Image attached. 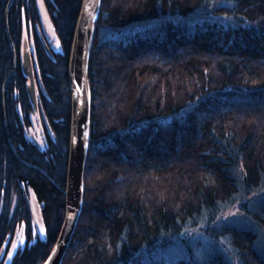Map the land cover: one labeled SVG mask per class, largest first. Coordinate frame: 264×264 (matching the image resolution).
<instances>
[{"label": "trees", "instance_id": "1", "mask_svg": "<svg viewBox=\"0 0 264 264\" xmlns=\"http://www.w3.org/2000/svg\"><path fill=\"white\" fill-rule=\"evenodd\" d=\"M44 2L58 50L37 0H0V264H43L66 214L83 0ZM88 79L84 206L63 264H264V0H102ZM36 109L44 146L25 131Z\"/></svg>", "mask_w": 264, "mask_h": 264}, {"label": "water", "instance_id": "2", "mask_svg": "<svg viewBox=\"0 0 264 264\" xmlns=\"http://www.w3.org/2000/svg\"><path fill=\"white\" fill-rule=\"evenodd\" d=\"M102 0H83L69 60L72 92L71 137L65 219L52 252L43 264H63L84 206V185L91 130L92 95L88 79L95 23ZM26 65V57L25 64Z\"/></svg>", "mask_w": 264, "mask_h": 264}, {"label": "rangeland", "instance_id": "3", "mask_svg": "<svg viewBox=\"0 0 264 264\" xmlns=\"http://www.w3.org/2000/svg\"><path fill=\"white\" fill-rule=\"evenodd\" d=\"M38 8L42 20V29L44 30V33L47 35L48 39L50 40L52 46L55 49H59V40L54 28V25L51 21L50 15L47 11L46 5L44 0H37ZM30 34L28 31L27 23L24 19V28H23V37H24V43L22 46V58L24 60L25 58V49H26V42L30 41V49L34 56V62L33 65L36 67L37 72V78H36V92L37 96L40 98V90L43 86L38 61L35 53V43H34V34L32 31V28H30ZM28 46V45H27ZM32 122L30 124H26L25 131L29 138L36 140L41 146H44L45 143H47V132L45 129V121L43 118V114L36 109V111L31 116ZM29 201L32 206L33 212H34V220H33V228H34V234L35 236L32 238V241L36 240L37 236L44 237L45 235V228L44 224L40 215L39 206L38 203L33 195L32 192H30ZM43 229V231H42ZM11 246L7 255L6 263H8L13 254L17 251V249L21 246H24L27 242V236L25 234V224L20 226L14 235V237L10 240ZM10 244V243H9ZM6 249L7 244L5 247L1 250L0 253V259L2 256L6 257Z\"/></svg>", "mask_w": 264, "mask_h": 264}, {"label": "bare ground", "instance_id": "4", "mask_svg": "<svg viewBox=\"0 0 264 264\" xmlns=\"http://www.w3.org/2000/svg\"><path fill=\"white\" fill-rule=\"evenodd\" d=\"M95 31V30H94ZM95 33V32H94ZM95 35V34H94ZM27 69V68H26ZM30 85H31V79H30ZM28 87H29V85H28ZM91 89V88H90ZM33 94L35 95L34 97H38L37 96V92H36V83H35V85L33 86ZM91 108H92V104H91ZM71 113H72V95H71ZM34 140V139H33ZM36 141V140H35ZM37 142V141H36ZM89 155V154H88ZM87 160H88V158H87ZM68 165H69V162H68ZM87 165V164H86ZM68 174V173H67ZM82 215V214H81ZM81 218V217H80ZM54 246H55V244H54ZM53 246V247H54ZM53 249V248H52ZM52 252V250L50 251V253ZM50 255V254H49Z\"/></svg>", "mask_w": 264, "mask_h": 264}, {"label": "snow or ice", "instance_id": "5", "mask_svg": "<svg viewBox=\"0 0 264 264\" xmlns=\"http://www.w3.org/2000/svg\"><path fill=\"white\" fill-rule=\"evenodd\" d=\"M42 231H43V229H42Z\"/></svg>", "mask_w": 264, "mask_h": 264}]
</instances>
